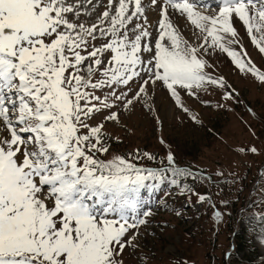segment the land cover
Returning a JSON list of instances; mask_svg holds the SVG:
<instances>
[{"label": "snow or ice", "instance_id": "obj_1", "mask_svg": "<svg viewBox=\"0 0 264 264\" xmlns=\"http://www.w3.org/2000/svg\"><path fill=\"white\" fill-rule=\"evenodd\" d=\"M211 8L202 0H0V264H126L151 214L144 193L166 180L193 192L182 181L196 173L171 150L156 168L101 157L119 141L105 125L120 124L138 104L155 112L157 87L196 124L199 113L182 93L211 106L201 93L222 90L220 109L239 102L231 83L208 71L217 50L264 83L234 26L235 18L264 54V0H220ZM176 14L196 42L173 22ZM225 258L230 264V253Z\"/></svg>", "mask_w": 264, "mask_h": 264}, {"label": "rangeland", "instance_id": "obj_2", "mask_svg": "<svg viewBox=\"0 0 264 264\" xmlns=\"http://www.w3.org/2000/svg\"><path fill=\"white\" fill-rule=\"evenodd\" d=\"M202 3L216 11L220 0ZM149 18L155 21L158 16L152 12ZM173 22L187 39L196 42L194 29L184 17L176 14ZM234 26L252 62L264 70V54L235 18ZM207 59L215 66L208 71L223 75L239 93V102L227 101L228 107L220 109L215 105L222 90L201 93L203 99L212 101L211 106L182 93L186 106L199 113L201 123L196 124L175 105L167 90L157 87L150 102L155 112L150 114L138 104L123 113L120 124L105 125L119 141H110V152L101 158L118 154L140 166L156 168L162 160L167 163L165 157L171 150L179 166L196 173L197 179L182 183L209 197L198 202L196 194L171 186L167 180L158 190L144 193L145 208L150 202L155 204L147 225L140 229V248L135 253L127 250L126 264H227L225 253H230V264H264V221L259 218L264 213V83L239 72L219 50ZM253 146L256 153L247 150ZM137 149L140 160L135 159ZM144 152L156 159L143 158ZM216 211L224 215L217 217Z\"/></svg>", "mask_w": 264, "mask_h": 264}, {"label": "trees", "instance_id": "obj_3", "mask_svg": "<svg viewBox=\"0 0 264 264\" xmlns=\"http://www.w3.org/2000/svg\"><path fill=\"white\" fill-rule=\"evenodd\" d=\"M257 257V256H256Z\"/></svg>", "mask_w": 264, "mask_h": 264}]
</instances>
